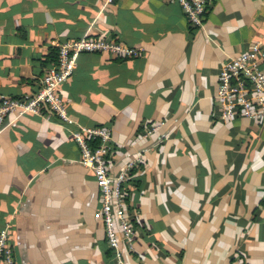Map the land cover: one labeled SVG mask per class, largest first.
Returning <instances> with one entry per match:
<instances>
[{"label":"crops","instance_id":"1","mask_svg":"<svg viewBox=\"0 0 264 264\" xmlns=\"http://www.w3.org/2000/svg\"><path fill=\"white\" fill-rule=\"evenodd\" d=\"M0 0V97L31 95L58 45L85 33L140 51L81 54L60 91L72 125L25 114L0 130V229L16 264H118L100 191L70 136L109 125L110 169L135 156L125 264H264V121H218L222 62L264 44V0H210L192 30L169 0ZM163 122L139 138L141 130Z\"/></svg>","mask_w":264,"mask_h":264},{"label":"built area","instance_id":"2","mask_svg":"<svg viewBox=\"0 0 264 264\" xmlns=\"http://www.w3.org/2000/svg\"><path fill=\"white\" fill-rule=\"evenodd\" d=\"M113 0H105V4ZM180 5L188 26L192 30L202 27L210 0H169ZM139 49L116 38H105L85 33L61 42L57 56L41 78L39 87L28 96L0 97V130L7 122L25 114L53 116L66 125L74 123L61 95L60 88L73 74L81 54L99 53L114 57H136ZM215 115L218 121L234 117L264 121V44L250 42L238 55L228 58L220 65L218 84L214 96ZM163 122L144 127L139 138H146L160 129ZM72 140L79 148L80 164L91 170L100 191V213L108 248L118 264L120 246L133 248L135 228L127 208L128 178L139 166L140 157L135 156L119 169H110V155L114 150L109 125L78 127L70 131ZM9 224L0 229V264H16L11 243ZM229 264H241L238 258Z\"/></svg>","mask_w":264,"mask_h":264},{"label":"trees","instance_id":"3","mask_svg":"<svg viewBox=\"0 0 264 264\" xmlns=\"http://www.w3.org/2000/svg\"><path fill=\"white\" fill-rule=\"evenodd\" d=\"M55 61V60H54ZM99 126V125H98Z\"/></svg>","mask_w":264,"mask_h":264}]
</instances>
